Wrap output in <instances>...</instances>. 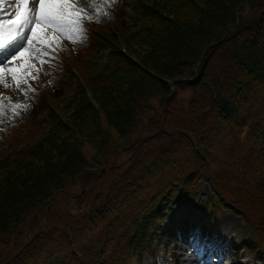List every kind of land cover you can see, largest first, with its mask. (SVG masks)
Here are the masks:
<instances>
[{"label":"trees","instance_id":"1","mask_svg":"<svg viewBox=\"0 0 264 264\" xmlns=\"http://www.w3.org/2000/svg\"><path fill=\"white\" fill-rule=\"evenodd\" d=\"M123 3L78 54L89 90L68 69L73 99L57 90L48 117L9 132L27 145L0 159V264H142L197 225L179 201L201 178L258 237L229 257L263 260L264 0H137L135 15Z\"/></svg>","mask_w":264,"mask_h":264},{"label":"rangeland","instance_id":"2","mask_svg":"<svg viewBox=\"0 0 264 264\" xmlns=\"http://www.w3.org/2000/svg\"><path fill=\"white\" fill-rule=\"evenodd\" d=\"M33 1L32 8L34 9L36 6V0ZM85 0H77V2H81ZM90 4V7H86V10L93 11L94 16L93 18L96 19V22L106 23L110 19L115 17V11L114 7L117 5L116 0H87ZM132 4L136 3V0H130ZM17 6L16 0H0V21L3 20L2 18H7L11 15H13L15 11V7ZM84 8V9H85ZM79 10V9H77ZM129 11H131L129 9ZM32 13L29 15L31 16ZM83 19L82 21H90L92 20V15L88 12H82L81 13ZM32 25L28 26L27 35H30ZM37 31L39 32L40 29L37 28ZM54 33H60L65 35L69 41L72 42L74 47H85L87 45V40L83 36H77V35H71L55 30L52 27H49L46 29L45 34L49 37L50 35ZM24 46V41H18L14 47L19 49ZM53 49V45L43 44L39 41H34L33 45L29 48L28 52L25 53V55L19 59H17L15 62H13L10 65H7L4 71L8 72L9 79H11L12 83L15 81V83H18V81L21 79V76L31 78V71L34 70V68H37L39 72L44 76L47 77L50 81L53 80L54 77L49 76V71L47 66L44 64V54L45 52H51ZM28 58L26 63H24L23 59ZM24 63V65L20 66V63ZM6 64V60L0 59V66H4ZM19 66V67H17ZM8 68H17V72L15 75V78L13 76V73L8 71ZM5 81L7 79L2 78L0 80V90L6 89ZM27 87H25L26 89ZM179 93H181L184 96L190 95V88L188 86L180 87ZM8 89V88H7ZM30 90V89H29ZM23 91L24 94H20L22 96H26L23 100L26 101V103H31L34 96L33 92L30 91ZM27 93V94H26ZM70 96V94H69ZM25 103V104H26ZM30 106L28 108H23V105L15 107L16 109L11 108L9 110H6L4 112L0 113V126L8 127L12 121L11 116L13 115L12 112L18 113L16 110L20 109L22 112L29 114L30 112ZM41 116L44 115V113L40 114ZM7 150V144H4L0 142V155L4 154ZM214 192L213 186L208 183L207 181H202L201 186L199 188V195L197 197H186L183 196L182 204L184 206L185 212H187V208H185L186 205L193 206L195 214H202L205 218H209L212 214L210 208L205 206L204 201L208 198L210 194ZM218 223V229H217V241L215 243H208L200 235H197L196 233H191L188 235V237H184V234L182 235L181 241L178 243V247L176 249V252L181 255V261L180 264H236L237 262L228 261V256L222 249V243L223 242H240V241H246L250 237L257 238L254 233H252V226L250 225L249 221L243 217L242 215H238L234 212H229L227 210H223L222 212L218 211L214 214V222ZM162 255L159 256L158 264H173L172 260L164 254L162 250ZM243 260L248 262V264H261L259 259H255L253 257V253L250 249L244 248L243 250ZM143 264H153L152 257L150 255H145Z\"/></svg>","mask_w":264,"mask_h":264},{"label":"snow or ice","instance_id":"3","mask_svg":"<svg viewBox=\"0 0 264 264\" xmlns=\"http://www.w3.org/2000/svg\"><path fill=\"white\" fill-rule=\"evenodd\" d=\"M17 12L22 6L24 14L18 20L0 21V59L6 60L4 66H0L3 73L7 65L23 57L33 45L34 41L51 45L52 40L45 34L47 28L71 35L81 36L85 31L82 24L84 8L77 10V0H36L35 8H30V0H16ZM29 13H32L31 16ZM32 25L30 35H25L28 26ZM37 28L40 31H37ZM18 41H24V46L17 50L14 45ZM19 67V66H17ZM15 78L17 68H8ZM2 80V77H0Z\"/></svg>","mask_w":264,"mask_h":264}]
</instances>
